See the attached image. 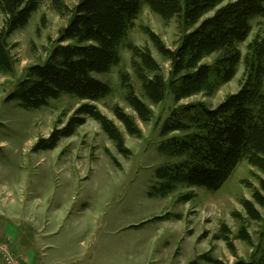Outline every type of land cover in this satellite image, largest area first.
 Returning a JSON list of instances; mask_svg holds the SVG:
<instances>
[{"label":"rangeland","instance_id":"374dc122","mask_svg":"<svg viewBox=\"0 0 264 264\" xmlns=\"http://www.w3.org/2000/svg\"><path fill=\"white\" fill-rule=\"evenodd\" d=\"M63 1L70 8L76 4V0ZM68 19L51 7L50 0H42L27 25L7 39L13 72L0 73V264H210L199 258L205 253L224 264H258L264 208L257 206L262 219L255 222L246 217L240 203L244 198L252 200L253 190L264 194L260 185L264 174L255 167L240 162L216 191L179 184L164 195L150 194L159 182L156 170L177 161L157 149L174 135H160L170 111L197 102L215 107L237 92L246 78L242 60L234 77L210 95L199 93L175 103L168 91L158 104L143 98L152 118L142 122L125 103L120 81V74L128 73L141 94L129 46L148 48L167 79L170 63L158 54L146 30L171 49L187 32L180 17L163 20L142 1L119 46V63L107 73L94 74L111 92L92 103L114 121L128 153H120L90 118L54 149L34 151L40 138L61 127L87 101L62 95L47 106L24 109L5 97L29 66L46 60ZM2 23L0 14V27ZM251 26L247 40L238 45L242 56L248 43L264 38L263 18H254ZM215 57L202 62L212 64ZM114 105L134 117L140 137L126 133L113 115ZM185 195L190 199L184 200ZM156 216L164 219L152 220ZM221 225L231 232L233 251L218 237ZM241 227L249 233L250 243L237 237Z\"/></svg>","mask_w":264,"mask_h":264},{"label":"trees","instance_id":"16d2710c","mask_svg":"<svg viewBox=\"0 0 264 264\" xmlns=\"http://www.w3.org/2000/svg\"><path fill=\"white\" fill-rule=\"evenodd\" d=\"M41 1L0 0V73L13 72L8 37L27 25ZM142 1L163 20L180 17L187 32L179 45L171 49L157 34L146 30L158 54L170 63L167 79L148 48L129 46L131 67L140 82L141 94L136 93L128 73H121L120 81L124 101L139 120L148 122L152 118L143 98L158 104L168 91L175 103L199 93L210 95L234 77L241 60L246 77L237 92L227 95L215 107L197 102L170 111L160 127V135H174L162 140L157 149L177 161L156 170L159 182L151 187L150 194L164 195L179 184L216 191L242 161L264 174V38L248 43L244 56L238 48L251 33V21L256 17L264 19V0H235L224 5L225 0H76L71 8L63 0H50L58 14L69 16L68 22L59 31L46 60L29 66L5 101L15 100L24 109L47 106L50 100L62 95L87 102L47 138H40L33 150L54 149L62 138L72 136L90 118L100 125L120 153H128L114 121L92 103L111 92L110 86L94 74L107 73L119 63V46L140 13ZM211 55H216L212 64L202 62ZM112 112L128 135L141 136L134 117L121 106L114 105ZM260 185L264 190L263 181ZM190 197L185 195L183 199ZM240 203L248 219H262L257 208H264L261 191L253 190L252 200L244 198ZM160 219L164 216L152 220ZM219 231L218 237L233 251L228 227L221 225ZM237 237L250 243L244 227ZM199 258L210 264H224L208 253ZM258 259V264H264V242Z\"/></svg>","mask_w":264,"mask_h":264}]
</instances>
